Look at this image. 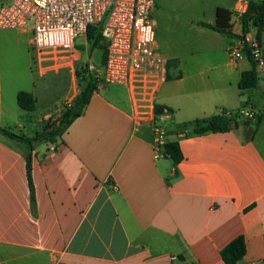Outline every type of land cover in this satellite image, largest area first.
<instances>
[{
	"label": "crops",
	"instance_id": "crops-1",
	"mask_svg": "<svg viewBox=\"0 0 264 264\" xmlns=\"http://www.w3.org/2000/svg\"><path fill=\"white\" fill-rule=\"evenodd\" d=\"M202 24L196 27L216 39L188 45L186 56L166 46L167 77L153 102L159 115L138 111L130 87L98 83L59 141L28 152L0 133V264H224L220 251L238 236L245 254L236 264H264V107L252 112L250 104V90L264 98V70L256 69V88L240 90L251 63L228 54L239 21L229 22L235 37ZM256 40L262 46L260 34ZM31 42L27 31L0 29V129L12 133L13 124L23 130L16 136L27 138L57 120L81 91L73 61L40 56ZM48 75L51 83L38 86ZM61 75L63 101L48 106ZM17 81L28 87L14 89ZM21 91L33 96V111L18 107ZM219 111L236 115L234 128L193 133L194 121ZM152 126L177 142L179 163L154 158Z\"/></svg>",
	"mask_w": 264,
	"mask_h": 264
},
{
	"label": "built area",
	"instance_id": "built-area-1",
	"mask_svg": "<svg viewBox=\"0 0 264 264\" xmlns=\"http://www.w3.org/2000/svg\"><path fill=\"white\" fill-rule=\"evenodd\" d=\"M7 2L6 5H4ZM157 0H0V29L27 31L31 46L40 55L56 60L74 57V41L85 39L94 27L104 44L101 71H96L90 52L83 70L97 72L100 83L120 84L132 89L138 111H154L153 102L159 87L167 77V61L155 47L151 20ZM247 8L246 0H237L232 10L240 20ZM248 29L228 48L234 60L244 57V50L256 65L264 70V48ZM226 117L228 112L219 111ZM245 116L249 114L245 113ZM151 146L155 159L169 157L167 140L157 126L151 127ZM51 152L54 148L50 149Z\"/></svg>",
	"mask_w": 264,
	"mask_h": 264
},
{
	"label": "trees",
	"instance_id": "trees-1",
	"mask_svg": "<svg viewBox=\"0 0 264 264\" xmlns=\"http://www.w3.org/2000/svg\"><path fill=\"white\" fill-rule=\"evenodd\" d=\"M231 12L222 8L216 10V22L215 25H209L203 23L202 26L210 28L218 33L225 34L228 36L235 37L230 32V22ZM239 23L241 25V37L244 36L248 29H253L256 31V39L259 38V34L264 28V0H248L247 8L242 14ZM240 37V36H239ZM86 40L90 43L91 51L104 49V44L100 38L99 33L94 27H89L86 33ZM93 50V51H92ZM244 56L251 63V68L248 71H244L241 74L238 88L240 90L254 89L258 83V75L256 72V65L248 54V51L244 50ZM83 73H87L85 70ZM78 83H83L81 91L78 96L74 99L71 105L66 106L57 120H49L44 123L42 130L34 134L33 137L27 138L25 136H16L4 129H0V133L7 138L23 143L26 146V150L29 152L34 144L42 143H55L60 140L62 134L67 130L70 124L79 117L86 105L89 102L91 94L95 90V87L99 82L97 80L98 73H88L89 77L81 78L75 72ZM80 83V84H81ZM16 103L18 107L25 112H31L34 109V98L31 94L26 92H18L16 95ZM161 108L158 106L154 107L155 116L161 113ZM235 115V114H234ZM236 116V115H235ZM235 116L226 117L221 114L213 115L209 118H204L194 121V134H204V133H223L231 129V124L235 121ZM260 117L257 121L259 124ZM165 151L169 158L174 164L179 163L182 160V154L180 152L177 142L170 141L165 145ZM31 167L29 156H26V178L30 190V203L34 207V195L33 187L31 181ZM245 254V242L242 236H238L230 241L222 250L220 251V257L224 264H236Z\"/></svg>",
	"mask_w": 264,
	"mask_h": 264
},
{
	"label": "rangeland",
	"instance_id": "rangeland-1",
	"mask_svg": "<svg viewBox=\"0 0 264 264\" xmlns=\"http://www.w3.org/2000/svg\"><path fill=\"white\" fill-rule=\"evenodd\" d=\"M247 1V0H246ZM237 0H159L157 11H155L152 19L153 31L155 36V42L159 46V51L162 55H166V46H170L171 49L178 53L179 55L186 56L188 51L186 47L192 44H201L206 40L215 38V33L207 29H201V27H196L198 23H207L215 25L216 22V10L218 8L225 9L231 12V18L233 15V7ZM7 2L4 4L6 5ZM154 11V10H153ZM199 28V29H198ZM202 30V31H200ZM253 32V31H252ZM204 34V35H203ZM255 31L253 32V36ZM262 47H264V28L260 32ZM26 40L28 36H25ZM86 50L88 53H85V39L83 37H77L74 41V57L71 59H77L73 63V68L77 72L78 76L84 78L89 77L88 73H83V65L86 64L89 51H91L90 43L87 42ZM27 51L30 54V58L34 56L32 49L28 48ZM93 51V50H92ZM97 51V50H96ZM33 64V63H32ZM16 67V65H15ZM20 69V66H19ZM35 72V71H34ZM23 73L26 74V70H23ZM17 75L22 77V73L17 70ZM36 78V72L33 74ZM53 78L52 75L46 76L44 80H37L39 83L38 86H46L49 82L48 80ZM51 83V82H49ZM81 83V82H80ZM80 87H82L81 83ZM13 84L14 89L18 87H28L20 81ZM19 86H18V85ZM105 87L115 86L113 84L102 83ZM49 85V84H48ZM5 86V85H4ZM67 86V77L61 75L55 82V85L51 86V95L48 100V106L53 105L54 102L59 104L62 103V94L66 91ZM4 88V96H5ZM250 104L253 106L252 112H258V109L264 107V98L259 91V89L250 90ZM249 113V112H247ZM161 125H168L172 122H158ZM261 123V122H260ZM259 123V124H260ZM172 125V124H171ZM249 125L252 128H256L258 125L257 122L253 120L249 121ZM38 131L42 130L36 128ZM9 130L15 135H21L23 130H19L15 125L9 126Z\"/></svg>",
	"mask_w": 264,
	"mask_h": 264
},
{
	"label": "water",
	"instance_id": "water-1",
	"mask_svg": "<svg viewBox=\"0 0 264 264\" xmlns=\"http://www.w3.org/2000/svg\"><path fill=\"white\" fill-rule=\"evenodd\" d=\"M102 56H103L102 49L97 50L92 56L93 62L96 65V71L102 70V67H101ZM231 128H234V124L231 125Z\"/></svg>",
	"mask_w": 264,
	"mask_h": 264
}]
</instances>
